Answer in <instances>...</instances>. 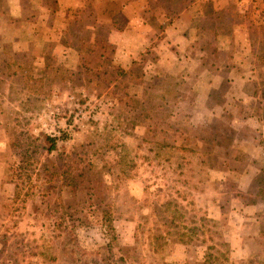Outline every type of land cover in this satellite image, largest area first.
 I'll return each instance as SVG.
<instances>
[{
    "label": "rangeland",
    "instance_id": "374dc122",
    "mask_svg": "<svg viewBox=\"0 0 264 264\" xmlns=\"http://www.w3.org/2000/svg\"><path fill=\"white\" fill-rule=\"evenodd\" d=\"M247 28L249 32L241 29L237 35L251 36L264 55V26ZM91 29L84 27L79 34L87 58L88 49L98 45ZM104 48L109 49L108 60L90 57L81 69L64 67L56 58L47 83L42 66L37 67L34 74L43 79L46 92L42 104L34 102V110L24 113L17 102L8 103L9 116H0V264H99V252L111 239L108 226L117 241L115 251L133 264H264L263 231L256 232L254 216L240 213L242 204L256 196H242L236 186L222 183L219 154L206 153L202 133L208 132L191 122L189 86L170 91L171 86L154 83L157 53L141 59L134 75L124 78L118 69L130 70L119 49ZM207 52L206 60L213 61L212 48ZM218 58L223 60V54ZM106 79L115 83L108 88ZM137 80L142 84L139 97L132 87ZM126 105L135 113H127ZM40 135L54 139L57 150L52 157L59 170L63 160L92 157L86 184L94 198L85 205L73 200L75 211H84L74 215L79 220L70 221L73 245L61 236L57 216L47 214L38 224L32 219L35 208H48L32 196L33 184L24 179L27 172L18 162L29 151L41 157L42 165L48 164L41 149L30 145L29 137ZM116 152L123 154L119 164L112 160ZM229 173L234 183V171ZM70 194L64 192L66 202Z\"/></svg>",
    "mask_w": 264,
    "mask_h": 264
},
{
    "label": "crops",
    "instance_id": "0c3cea01",
    "mask_svg": "<svg viewBox=\"0 0 264 264\" xmlns=\"http://www.w3.org/2000/svg\"><path fill=\"white\" fill-rule=\"evenodd\" d=\"M0 8L4 96L10 92L7 46L32 52L42 66L35 71H41L46 83L55 68L44 65L47 43H58L53 56L60 64L78 69L84 27L96 31L98 45L118 48L126 65L157 53L154 83L169 85L170 91L189 86L191 122L208 132L202 133L206 153L219 154L217 168L225 186H236L242 196L255 194L240 213L254 216L256 232H264V55L251 36L237 35L241 29L249 32L250 25L264 26V0H0ZM209 47L211 62L206 60ZM141 85H132L136 97ZM126 108L135 113L131 105ZM222 128L229 132H216ZM2 129L0 123V133Z\"/></svg>",
    "mask_w": 264,
    "mask_h": 264
},
{
    "label": "trees",
    "instance_id": "16d2710c",
    "mask_svg": "<svg viewBox=\"0 0 264 264\" xmlns=\"http://www.w3.org/2000/svg\"><path fill=\"white\" fill-rule=\"evenodd\" d=\"M2 13L3 11L0 8V16H2ZM53 47H55V42L51 41L48 42L45 47V52L42 56L45 67L54 66L56 63V58L53 56ZM98 51L103 52L98 55ZM113 51H115V49ZM87 52L88 58L97 57L104 60H108L110 58L109 49L100 47L97 44L91 46ZM6 57L8 61L7 76L10 81V92L7 96L0 94V116L4 118L9 116V108L6 104L17 102L18 109L22 110L24 113H30L34 110L33 107L31 108L30 106L34 102L42 104L46 95V92L43 89V79L34 74L35 69L39 66L37 57H35L31 52L13 53L12 47L10 46L6 47ZM88 58L86 55L81 56L78 69L84 67L81 65L84 62V64L87 65L86 60H88ZM139 64H141V61L133 60L131 64L127 65L128 70L130 71L126 72L121 69L122 67L119 68L118 70L121 72L120 76L125 78L126 76H130L132 74L134 75L133 72ZM90 73H92V75L95 74L92 71ZM98 75H101V73H97V76ZM141 78L142 77H140L139 80H141ZM139 80L136 81V84L141 83L142 80ZM106 83L109 88L115 83V81L106 79ZM15 121L16 118H14L13 122ZM8 125V121L3 123L5 133H7ZM29 139L32 142L30 145H34V147L39 150L41 149L42 153L40 156H43L45 162H48V164L46 163V165H42L41 157L36 156V152L29 151L22 153L20 161L18 162L20 168L24 167L23 169L27 172L24 179H27L33 184L34 189L32 196L39 198L48 208L47 210H45V207L35 208L32 213L33 222L36 224L40 223L43 218L47 217V214L57 216L59 227L64 232L61 236H64V239L68 244L73 245L76 240L74 238V231L69 228L70 221L79 220L76 219L74 215L76 213L80 214L84 212L75 211L77 204H74L73 200L75 198H79L80 203L85 205L86 203L91 202L94 198L90 186L86 184V177L89 175L88 171L92 168L90 166L93 165L92 157L89 154H86V157H88L87 159L80 156L78 160H74L70 163H66L63 160V164L59 170L57 164L54 163V158L52 157V153L57 150L54 139L46 135L30 136ZM122 159L123 154L119 152L114 153V157L112 158V160H115L118 164L122 161ZM44 166H46V168H44ZM80 166L82 167L80 168ZM88 167H90V169ZM111 170L112 169L108 167V175H111ZM22 176L23 175H20V178ZM64 188L65 191H69L71 193V198L68 202H66L63 197L65 192ZM21 192L22 190L20 184H17L15 194L19 195ZM25 195L30 196L31 193H25ZM56 197L57 199L54 202ZM91 206H95L93 202L91 203ZM106 232L108 234L110 233L111 239L105 246L104 251L99 252L100 259L98 260V263L133 264L129 263L127 258L123 257L120 252L115 251L117 241L115 240L113 227L108 226V230ZM261 235L264 237V232H262Z\"/></svg>",
    "mask_w": 264,
    "mask_h": 264
}]
</instances>
